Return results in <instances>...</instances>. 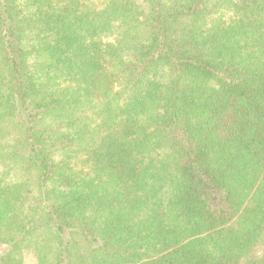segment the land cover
<instances>
[{"label": "trees", "instance_id": "1", "mask_svg": "<svg viewBox=\"0 0 264 264\" xmlns=\"http://www.w3.org/2000/svg\"><path fill=\"white\" fill-rule=\"evenodd\" d=\"M264 264V0H0V264Z\"/></svg>", "mask_w": 264, "mask_h": 264}, {"label": "rangeland", "instance_id": "2", "mask_svg": "<svg viewBox=\"0 0 264 264\" xmlns=\"http://www.w3.org/2000/svg\"><path fill=\"white\" fill-rule=\"evenodd\" d=\"M26 264H37L34 256L31 253L26 255Z\"/></svg>", "mask_w": 264, "mask_h": 264}]
</instances>
